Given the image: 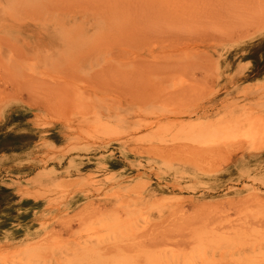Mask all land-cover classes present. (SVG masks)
<instances>
[{
  "label": "rangeland",
  "instance_id": "374dc122",
  "mask_svg": "<svg viewBox=\"0 0 264 264\" xmlns=\"http://www.w3.org/2000/svg\"><path fill=\"white\" fill-rule=\"evenodd\" d=\"M0 264H264V0H0Z\"/></svg>",
  "mask_w": 264,
  "mask_h": 264
}]
</instances>
